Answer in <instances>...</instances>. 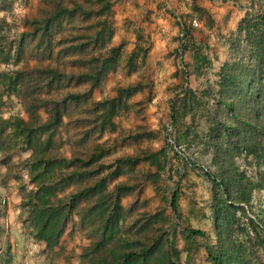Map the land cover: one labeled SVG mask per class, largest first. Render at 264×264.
<instances>
[{
    "label": "trees",
    "instance_id": "trees-1",
    "mask_svg": "<svg viewBox=\"0 0 264 264\" xmlns=\"http://www.w3.org/2000/svg\"><path fill=\"white\" fill-rule=\"evenodd\" d=\"M118 1L38 0L30 14L18 17L23 24L18 29L14 4L27 0H0V103L12 96L25 115L16 127L15 114H0V165L16 181L21 180L20 170L24 171L28 187L19 183L18 206L32 238L46 250L59 244L69 219L70 235L95 241L120 212L121 237L127 247L121 251V261L107 264H124L148 255L157 243L168 244L163 256L172 264L170 257L178 259V253L169 246L164 229L167 219L161 211L140 209L147 204L140 182L157 186L164 167L163 149L108 159L105 140L96 138L114 129L113 118L126 114L132 96L145 88L144 97L133 101L134 106L151 99V83L141 79L115 86L112 95L91 97L115 68L119 55L121 45L110 44L114 33L111 7ZM245 3L251 13L243 11L226 32L227 55L214 71L217 91L212 121L205 131L193 134L211 155L215 168L214 173L204 174L210 185L214 238L212 243L206 241L204 249L212 264H249L254 249L264 253V232L241 205L251 209L252 190L264 189V0ZM190 8L202 11L195 0ZM176 17L187 34L191 18ZM137 47L135 43L124 61L126 74L135 70ZM139 58L143 59V53ZM193 58L201 63L205 60L196 50ZM71 81L84 87L70 89ZM180 93L170 101V120L188 111L193 121V112L201 103L186 88ZM149 136L138 125L119 139L138 141ZM17 148L27 155L12 160L11 153ZM240 156L243 167L254 168V176L239 168L236 158ZM140 161L153 169L134 170ZM120 189L130 197L126 205L121 203ZM177 195L173 189L168 200L176 217ZM262 205L264 225V201ZM184 230L205 237L201 229ZM235 231L245 238L236 239ZM93 248L88 247L90 253ZM88 256L76 264H91Z\"/></svg>",
    "mask_w": 264,
    "mask_h": 264
},
{
    "label": "rangeland",
    "instance_id": "rangeland-1",
    "mask_svg": "<svg viewBox=\"0 0 264 264\" xmlns=\"http://www.w3.org/2000/svg\"><path fill=\"white\" fill-rule=\"evenodd\" d=\"M82 1V0H81ZM236 4H245L246 0H233ZM38 0H27L25 4H14V24L18 29L23 24L17 21L22 13L30 14ZM178 3V6H177ZM192 0H119L112 7L114 33L110 44L121 45L116 59L115 68L103 79L99 88L92 91V98H100L113 94L117 85H125L134 79H141L151 83V99L134 106L133 101L144 97L145 88L129 100L130 108L125 115L114 117L115 127L104 130L96 138L105 140L106 156L112 159L117 155L133 156L138 150L155 151L163 149V127L172 121L174 136L178 144L183 145L192 167L184 168L181 174L172 171L170 161L162 157L164 167L155 187L145 180H141V196L147 199L144 209L148 212L161 211L167 219L164 229L168 232L170 247L178 253V259L170 257L172 264H212L206 256L204 244L212 243V223L210 207V185L205 173L200 171L198 165L207 167L209 173H214L215 168L209 153L202 150L195 141L193 134L205 131L212 121L215 109L216 85L214 71L227 55L225 34L233 28L234 23L246 9L242 6L225 3L219 0H195L202 11H193ZM178 7H181L178 10ZM248 11V10H246ZM251 13V10L248 11ZM183 15L185 21L195 18L198 26L187 27L185 38L178 47L176 16ZM138 43L135 58V70L126 74L125 59L128 53ZM180 50V54L177 50ZM198 56L205 57L203 63L196 62L193 51ZM143 53V59L140 55ZM69 67V63L67 64ZM74 67V65L72 66ZM182 67L186 68V72ZM68 69V68H67ZM186 73V74H184ZM70 89H81L83 84L67 86ZM188 89L194 93L201 107L195 108L194 119H190V112L185 111L180 118L170 120V101L180 96V92ZM188 98L189 94L187 95ZM138 109V110H137ZM0 114L6 117L15 114L17 127L25 115L16 98L4 97L0 103ZM141 125L150 132L149 137L138 141H121L119 136L127 129ZM246 143V142H245ZM245 148L247 145H244ZM245 149L242 151L244 153ZM27 152L21 148L12 151V160L22 159ZM240 169L245 170V175L254 176L252 166L243 167L241 156L236 158ZM134 170L153 169L140 161L133 166ZM21 180L16 181L6 174L0 165V264H76L85 259L89 253L91 264H107L121 261V251L127 245L121 237L123 227L120 225V212L116 220L110 223L103 232H98L95 241H89L77 234H69L70 219L67 221L66 230L60 242L51 250L43 248L42 244L31 236L27 223L23 222L24 213L18 206V185L23 183L28 187L24 171L20 170ZM110 184L112 181L109 182ZM173 189L177 190V204L179 216L176 217L170 210L168 200ZM122 205H126L130 197L119 190ZM3 200V201H1ZM264 189L252 190L248 205L241 204L246 215L252 218L264 232L262 224V211ZM185 228H198L205 233L204 236L185 232ZM238 240L244 235L235 231ZM97 240V241H96ZM94 246L91 253L88 247ZM168 249V244H159L152 252L145 256H136L124 264H167L163 250ZM249 264H264V253L254 249L249 256Z\"/></svg>",
    "mask_w": 264,
    "mask_h": 264
},
{
    "label": "built area",
    "instance_id": "built-area-1",
    "mask_svg": "<svg viewBox=\"0 0 264 264\" xmlns=\"http://www.w3.org/2000/svg\"><path fill=\"white\" fill-rule=\"evenodd\" d=\"M219 1H223V2L229 3V4H234L236 7L242 6L246 10L250 11V8L248 6H246L245 4H236L233 0H219ZM175 19L178 22L177 30H178V37L180 39V43H179L178 47L180 48V46L182 45L181 42L185 38L184 37L185 32H184V28H183V25L180 22V20L177 17ZM188 22L192 27L198 26V23H197L195 18H191ZM177 52L179 54L181 53L179 49L177 50ZM182 69L184 72H186L185 67H182ZM184 74H186V73H184ZM162 134H163V153H164V156L167 159H169L172 171L181 174L183 172L184 168L192 167L190 159H189L188 155L186 154V151H185L183 145L178 144L174 138V127H173V123L171 121L165 123V125L163 127V133ZM198 168L200 169V171H202L204 173L208 172L207 167H205L203 165H198ZM1 201H3V200H1Z\"/></svg>",
    "mask_w": 264,
    "mask_h": 264
},
{
    "label": "crops",
    "instance_id": "crops-1",
    "mask_svg": "<svg viewBox=\"0 0 264 264\" xmlns=\"http://www.w3.org/2000/svg\"><path fill=\"white\" fill-rule=\"evenodd\" d=\"M177 6H178V3H177ZM179 8L181 9V7H178V10H180Z\"/></svg>",
    "mask_w": 264,
    "mask_h": 264
}]
</instances>
